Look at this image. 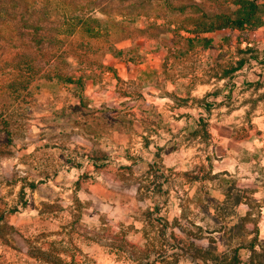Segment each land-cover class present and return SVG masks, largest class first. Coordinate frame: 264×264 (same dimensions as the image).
<instances>
[{"label":"rangeland","instance_id":"374dc122","mask_svg":"<svg viewBox=\"0 0 264 264\" xmlns=\"http://www.w3.org/2000/svg\"><path fill=\"white\" fill-rule=\"evenodd\" d=\"M27 1L50 38L0 23V264H264V0L212 31L240 0ZM162 125L169 158L105 194L88 142Z\"/></svg>","mask_w":264,"mask_h":264},{"label":"crops","instance_id":"0c3cea01","mask_svg":"<svg viewBox=\"0 0 264 264\" xmlns=\"http://www.w3.org/2000/svg\"><path fill=\"white\" fill-rule=\"evenodd\" d=\"M151 101H155L156 98L154 96H149ZM158 99H164V96H157ZM161 97V98H160ZM91 102H102L103 96H90ZM141 120H138L140 122ZM116 128V127H115ZM166 131L164 126L158 127L155 129V131L152 132V134L149 137V144L144 145L140 142H138V146L131 148V152L126 151L128 146L126 143H129L132 135L136 137L138 140L144 137V135L147 134L146 131H139V132H133L128 131L123 128H116L113 130L112 135L104 141L103 139H99L98 144H93L91 142H88V149L87 153H90L91 155H94L91 153L92 151L96 152V156H94L93 159L90 160V163L96 167L98 172V181L99 184L102 182L108 183L109 181V188L110 190L104 189L105 194H109L112 199H119L120 196L118 195L117 189L112 190L110 186V181L115 180L117 185L119 178V172L123 170H128L131 167L136 168V172L134 174L140 173V175L143 173L145 174L146 171L150 168L151 164L155 161H157V154L160 153L161 157L164 159H168L171 155L169 146H170V139L167 137L166 139ZM130 133H136V134H130ZM130 146V145H129ZM100 150H103L102 153H98ZM89 161V160H88ZM91 166V167H93ZM90 167V166H89ZM96 170V171H97ZM93 173V172H92ZM124 174H126L124 172ZM101 186V185H100ZM139 189V183H137V186L134 188L133 193L137 194V191ZM99 197L101 195L99 194ZM155 197H158V195H155ZM107 198V197H105ZM164 198V195H163ZM112 199L110 200V204L115 202ZM140 203V198H138ZM107 200V199H105ZM166 200V202H165ZM107 202V201H106ZM163 202L167 203L165 205L166 208H170L171 201L170 199H165ZM110 208L113 206L110 205Z\"/></svg>","mask_w":264,"mask_h":264},{"label":"trees","instance_id":"16d2710c","mask_svg":"<svg viewBox=\"0 0 264 264\" xmlns=\"http://www.w3.org/2000/svg\"><path fill=\"white\" fill-rule=\"evenodd\" d=\"M27 0H0V23L5 24L8 23L11 20H16L17 22L21 23L22 28L31 29L33 31V42L36 46L41 47L47 45L49 36L42 34L44 31H46V25L45 23H42L39 19H29L24 17L25 12L29 11H35L34 4H28ZM131 0H116L115 3L111 5H105L104 9L102 7V12L108 14L109 10L113 7H116L115 14L120 16H126L129 14L127 12V8L130 5ZM241 2V9L242 11L238 13L236 18L232 19L230 17H226V15H220L218 18L222 22L219 25H213L211 27L206 28L207 31H212L213 29H219L222 27H241L245 24H249L252 19L253 15L256 12L258 5L250 0H240ZM24 3H26V9L23 14L20 15V13L23 11ZM117 3V5H115ZM28 7H31L30 9ZM96 8H91L87 13L83 14L76 25L72 24L71 22L64 23V31L61 32L62 35H70L72 32H85L88 30V20H90L93 17V13L95 12ZM108 10V11H106ZM19 12V13H18ZM16 14H19L21 18H15ZM124 23V22H123ZM91 32L96 33L94 29H90ZM124 36H121V39L124 37H130L128 34H126L127 30L124 28L123 30ZM2 39H5L2 37ZM59 77L64 78L69 83H73L74 79L71 77H64L62 73H58ZM77 83H80L77 81ZM254 248V245H252V250ZM239 264V262L234 263Z\"/></svg>","mask_w":264,"mask_h":264}]
</instances>
